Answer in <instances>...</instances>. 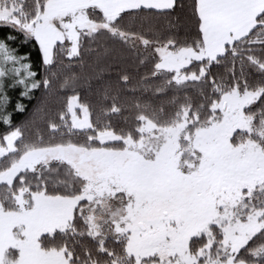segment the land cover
I'll return each mask as SVG.
<instances>
[{"label": "snow or ice", "instance_id": "1", "mask_svg": "<svg viewBox=\"0 0 264 264\" xmlns=\"http://www.w3.org/2000/svg\"><path fill=\"white\" fill-rule=\"evenodd\" d=\"M85 54L152 69L94 121ZM58 80L64 108L14 126L7 90ZM0 124V264H264V0H0Z\"/></svg>", "mask_w": 264, "mask_h": 264}, {"label": "trees", "instance_id": "2", "mask_svg": "<svg viewBox=\"0 0 264 264\" xmlns=\"http://www.w3.org/2000/svg\"><path fill=\"white\" fill-rule=\"evenodd\" d=\"M187 2V0H186ZM178 12H180L179 9H177ZM181 19L184 18L186 15L185 12H180ZM158 26L161 30H164L166 28V20L164 18H161L158 22ZM187 31V34L189 36H192L195 34V27L194 26H185L180 29L179 35L183 37L185 35V32ZM22 38V37H21ZM12 47H19L20 53H24L25 51H28L29 45H23L21 46L19 44V40L16 43H13L11 45ZM88 46L87 44L85 45ZM93 48L96 47V45H92ZM35 50H33V70L38 73V78H42L45 73L42 66L37 64L35 62ZM61 59H63L64 64H68V58L66 55H62ZM191 67V66H190ZM152 69V64L147 63L145 65H139L138 62H134L132 58H128L126 60H114L111 57L107 59H102L99 62H97V58L94 54H85L84 55V64L83 67H81L78 63V61H73V67L70 71H66L65 75H71L72 72H75L80 77H91V87L83 86L77 89L80 93L81 101L89 103L93 107V120L95 121V115L100 110V99L98 96V89L100 88V85L102 83H108L110 82L114 87L117 85V82L120 79L121 75H129L130 77V85H135L141 77L145 76L146 74H149ZM213 72H225V67H214ZM99 76V79L96 77ZM62 81H54L53 84V90L49 93H46L43 89H37L34 90L32 96V99H22L19 96V93L21 91V88L17 87L15 89H8V95L11 97V104L9 105V111H11L17 102V100H20L23 104L26 105V111L23 113H14L13 114V125L19 126L23 125L25 123L30 122L34 118V113H36V109L38 106L40 107H46L48 109L49 116H56L59 111H61L65 104L66 99L68 96L72 95L73 93L71 91H65L59 89V84ZM122 83V82H121ZM139 95V93H137ZM169 96L171 93L168 94ZM122 96L130 97L131 93H128L127 91L122 93ZM145 98L151 97V93H145ZM163 98V97H161ZM43 102V103H42ZM111 101H108L107 104L110 106ZM134 115V111L131 109L125 110L123 112L122 116L114 115L110 118V122L113 124V126L116 127L117 130H119L121 127H127L124 123V117H131ZM35 125H32L28 132H26V135H30L32 139H35L36 130L39 129V131L44 135L45 139H48V132H47V123L44 119L39 118L37 116ZM109 122V121H106ZM6 126L0 124V135L4 134L6 131H8ZM89 244H91V241H88Z\"/></svg>", "mask_w": 264, "mask_h": 264}]
</instances>
